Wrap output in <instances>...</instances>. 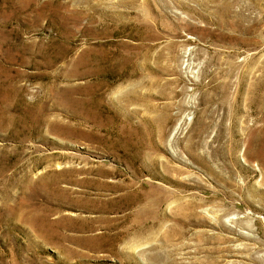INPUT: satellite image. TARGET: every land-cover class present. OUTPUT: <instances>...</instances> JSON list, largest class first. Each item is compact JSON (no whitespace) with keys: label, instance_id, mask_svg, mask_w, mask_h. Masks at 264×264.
I'll use <instances>...</instances> for the list:
<instances>
[{"label":"rangeland","instance_id":"obj_1","mask_svg":"<svg viewBox=\"0 0 264 264\" xmlns=\"http://www.w3.org/2000/svg\"><path fill=\"white\" fill-rule=\"evenodd\" d=\"M0 264H264V0H0Z\"/></svg>","mask_w":264,"mask_h":264},{"label":"bare ground","instance_id":"obj_2","mask_svg":"<svg viewBox=\"0 0 264 264\" xmlns=\"http://www.w3.org/2000/svg\"><path fill=\"white\" fill-rule=\"evenodd\" d=\"M259 3V2H258ZM9 211V210H8ZM10 212V211H9ZM21 215V214H20ZM37 216V215H36ZM35 215H32L30 218V221L34 222L36 225H38L37 229L41 232V235L44 239H48V234L47 232L44 231V228L47 227V226H51L53 225L51 222L48 223V222H45V219H42L41 220V223H38L35 219L36 217ZM61 220V219H60ZM61 222V221H60ZM36 227V226H35ZM49 230V229H48ZM55 234V233H54Z\"/></svg>","mask_w":264,"mask_h":264}]
</instances>
